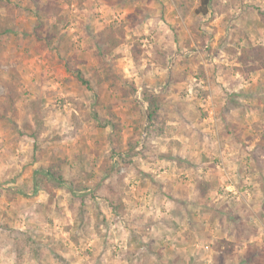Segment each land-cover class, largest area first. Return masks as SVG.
<instances>
[{
	"label": "rangeland",
	"instance_id": "374dc122",
	"mask_svg": "<svg viewBox=\"0 0 264 264\" xmlns=\"http://www.w3.org/2000/svg\"><path fill=\"white\" fill-rule=\"evenodd\" d=\"M9 1L0 264H264V62L243 56L264 48V0ZM145 91L166 98L155 126Z\"/></svg>",
	"mask_w": 264,
	"mask_h": 264
},
{
	"label": "trees",
	"instance_id": "16d2710c",
	"mask_svg": "<svg viewBox=\"0 0 264 264\" xmlns=\"http://www.w3.org/2000/svg\"><path fill=\"white\" fill-rule=\"evenodd\" d=\"M212 2V0H199V6L197 7V9H195L196 13H200V14H206L208 12V7L209 4ZM10 5V1L9 0H0V7L1 8H7ZM97 39L95 40L94 46L95 49H98L100 54L104 57H107L112 49L118 44L117 42H113L112 38H106V34H104L103 31H100L97 33ZM264 50L263 47H257V48H253L251 49L250 55L253 54V56L250 55H243L244 58H253V60H261L263 61V55H262V51ZM98 52V51H97ZM241 60V57H240ZM242 61V60H241ZM237 72L243 73V69L241 67H237L236 69ZM77 79L79 82H81V84L86 85V87H89V82L84 79L80 74H77ZM7 94H6V100L8 102V106H12L13 103H15V90L14 88L8 84L7 86ZM120 90L123 91V96H128L135 94V87H132L130 89V92H126L125 90L122 89V87H120ZM166 102V98L161 96V95H157L154 93H150L148 91H145L143 93V103L145 104V120L147 122L148 125L150 126H155L157 125V123H159L158 120L161 119V114H160V109L162 108V106L165 104ZM144 119L142 120V123L144 121ZM111 127V130L113 132V135L111 136H118V125L117 123H115L114 121H108ZM159 130H160V134L163 133V128L161 127V125L158 126ZM34 133H32V137L34 140L33 143V148H37L36 142H35V137H34ZM259 145V144H258ZM262 146H264V144H261ZM118 147V146H116ZM118 154V152L116 151L115 148L111 149V155L113 154ZM46 175L52 177L55 181L61 183H64L65 180L63 179V177L61 176L60 173H58V171H56L54 169L53 165H50L47 169H46ZM194 189H195V193L197 198L199 199H203L206 197L209 189H210V183L206 180L203 179H197L194 183ZM109 201V206L114 209V204L111 201V199H107Z\"/></svg>",
	"mask_w": 264,
	"mask_h": 264
}]
</instances>
